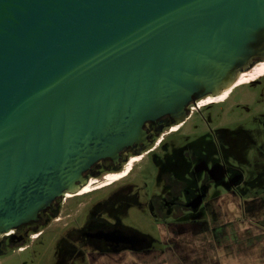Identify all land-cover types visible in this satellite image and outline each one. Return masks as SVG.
<instances>
[{
  "label": "water",
  "instance_id": "obj_1",
  "mask_svg": "<svg viewBox=\"0 0 264 264\" xmlns=\"http://www.w3.org/2000/svg\"><path fill=\"white\" fill-rule=\"evenodd\" d=\"M260 60L264 0H0V235Z\"/></svg>",
  "mask_w": 264,
  "mask_h": 264
},
{
  "label": "flooded vegetation",
  "instance_id": "obj_2",
  "mask_svg": "<svg viewBox=\"0 0 264 264\" xmlns=\"http://www.w3.org/2000/svg\"><path fill=\"white\" fill-rule=\"evenodd\" d=\"M263 74L234 84L216 101H192L180 122L168 115L146 122L144 148L139 143L122 151L116 161L100 160L84 173L88 185L95 179L102 186L92 185L70 197L64 193L37 221L0 235V254L23 251L29 242L47 236L41 250L44 264H92L105 254L120 253L155 260L189 230L199 233L204 223L218 239L220 226L208 219L224 213L226 201L239 200L243 215L256 214L255 203L264 201ZM227 98L228 109H243L246 123H219L222 111L217 106ZM195 118L206 130H189ZM205 132L210 136L204 137ZM173 134L182 136L180 143L167 141ZM242 164L257 168L252 178H245ZM118 172L119 178H111ZM62 208L66 213L61 218Z\"/></svg>",
  "mask_w": 264,
  "mask_h": 264
},
{
  "label": "rangeland",
  "instance_id": "obj_3",
  "mask_svg": "<svg viewBox=\"0 0 264 264\" xmlns=\"http://www.w3.org/2000/svg\"><path fill=\"white\" fill-rule=\"evenodd\" d=\"M254 70L256 74L263 71L261 67ZM202 101L203 98L199 100L200 103ZM230 104L231 99L227 98L220 104L221 106H217V109L219 108L222 111L218 117L219 123L226 127H230L235 119H241L246 123L249 119L243 109L238 107L236 110L234 108L230 110L228 109ZM193 129L197 132L206 130L196 118L189 126V130ZM207 136H210L208 132L204 137ZM181 138L182 136L175 137L173 134L168 137L167 141L171 140L176 144L180 143ZM246 159L250 161L252 157L246 155ZM258 162H261L260 158ZM240 166L246 179L255 175L257 168L244 164ZM95 184H101V180L94 182L92 185ZM255 206L257 207L256 214L246 215L245 212L243 215L242 211L245 207L241 205L239 200L230 203L228 201L224 202L221 207L225 212L215 218L208 219L209 222L216 221L215 224L220 226V228L217 227L219 231H216L219 235L218 239L213 228H207L204 223L199 233L189 230L187 234L183 235L181 241H177L176 246L174 245L171 249L158 253L155 260L143 256L130 258L128 254L120 253L105 254L92 264L98 262V264H264V201H258ZM62 210L63 212L59 215L61 218L66 213L63 208ZM140 224L143 226L141 219ZM49 233L52 234L53 231ZM46 243L47 236L45 240L40 239L34 243L29 242V247L23 251L13 250L11 252L10 249H7L0 254V264H44L41 250Z\"/></svg>",
  "mask_w": 264,
  "mask_h": 264
},
{
  "label": "bare ground",
  "instance_id": "obj_4",
  "mask_svg": "<svg viewBox=\"0 0 264 264\" xmlns=\"http://www.w3.org/2000/svg\"><path fill=\"white\" fill-rule=\"evenodd\" d=\"M263 70L262 73H264V60H260L258 62H256L255 64L249 66L248 68L244 69L243 71H241L236 80L232 83L231 86H229L228 88H225L220 94L218 95H209V96H206L205 98H203V103H209V102H213V101H216L218 99H221L222 97L225 96V94L227 93V91L234 85V84H240V83H243V82H246L248 81L249 79H251L253 76L256 75L255 73V68H260ZM137 157H133L131 160L134 161L136 160ZM132 163V162H131ZM134 163V162H133ZM130 164V163H129ZM128 164V165H129ZM121 175L118 173V175H115L111 178H119ZM93 178V177H92ZM107 179V178H106ZM91 183H94L96 182L95 179H90L89 180ZM104 183H101L100 186H102ZM91 185H88L87 182L86 184L80 186V188L78 189L77 192H74V193H70V192H65V196H72L74 194H82V193H85L89 190ZM11 232V231H10Z\"/></svg>",
  "mask_w": 264,
  "mask_h": 264
},
{
  "label": "trees",
  "instance_id": "obj_5",
  "mask_svg": "<svg viewBox=\"0 0 264 264\" xmlns=\"http://www.w3.org/2000/svg\"><path fill=\"white\" fill-rule=\"evenodd\" d=\"M19 243H21V242H19ZM18 245H21V244H18Z\"/></svg>",
  "mask_w": 264,
  "mask_h": 264
}]
</instances>
